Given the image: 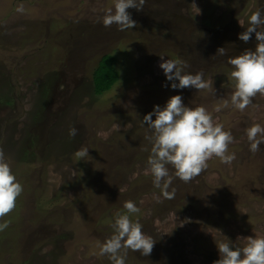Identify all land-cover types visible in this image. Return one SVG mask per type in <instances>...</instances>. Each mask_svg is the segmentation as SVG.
Returning <instances> with one entry per match:
<instances>
[{"label": "rangeland", "instance_id": "1", "mask_svg": "<svg viewBox=\"0 0 264 264\" xmlns=\"http://www.w3.org/2000/svg\"><path fill=\"white\" fill-rule=\"evenodd\" d=\"M114 2L0 0V149L23 187L0 218L8 223L0 264H112L99 246L127 201L140 209L130 219L156 242L146 257L129 250L125 264H213L224 237L234 249L264 238V143L253 153L246 135L264 127V95L233 107L227 64L255 49V34L247 43L238 36L264 0H145L142 11L127 10L136 27L124 31L102 23ZM104 55L115 58L118 78L95 95ZM167 59L184 62V73L202 71L214 93L171 89L159 68ZM174 95L231 133L235 159L213 157L187 183L173 178L167 199L146 172L151 133L141 120ZM82 148L88 156L77 157Z\"/></svg>", "mask_w": 264, "mask_h": 264}, {"label": "clouds", "instance_id": "2", "mask_svg": "<svg viewBox=\"0 0 264 264\" xmlns=\"http://www.w3.org/2000/svg\"><path fill=\"white\" fill-rule=\"evenodd\" d=\"M144 4L145 0H115L114 8L107 10L102 23L105 27L115 24L121 31L135 28L136 22L127 10L142 11ZM192 6L196 15L200 14V10ZM18 10H22V6ZM248 23L249 27L239 34L238 39L247 43L255 34V49H245L239 56L227 59V64L233 69L230 77L234 82L230 103L240 111L248 107L257 94L264 95V30H258L264 26V12L259 9L253 12ZM217 54L225 55V48L217 49ZM184 67L187 65L180 60L167 59L159 64L166 80L172 82L171 89H195L197 92L210 89L214 93L212 84L204 80L202 71L184 73ZM228 106L229 100H224L223 107ZM141 123L147 125L151 133L146 136L151 144L146 172L152 175L153 185L161 188L167 199L175 197V190L168 191L173 178L187 183L199 176L207 168V161L213 157L224 164H230L235 159L234 154H228V145L234 139L231 133L224 131L222 124L214 123L205 107L185 106L181 95L171 96L162 108L154 106L151 112L144 115ZM76 134V128L69 129L70 137ZM246 135L250 151L258 152L264 143V127L255 124L246 130ZM75 155L83 158L88 156V150L82 148ZM169 165L174 171L170 172ZM22 191V185L17 182L0 149V218L14 210ZM123 208L126 212L118 214L111 225L113 234L99 246V254L107 255L112 264H125L129 250L149 256L156 242L143 233L138 221L130 219V214L140 211L134 202H125ZM7 227V222L0 224V231ZM243 240H246V245L234 249L232 242L224 237L216 244L219 259L213 264H264V238L247 237Z\"/></svg>", "mask_w": 264, "mask_h": 264}, {"label": "trees", "instance_id": "3", "mask_svg": "<svg viewBox=\"0 0 264 264\" xmlns=\"http://www.w3.org/2000/svg\"><path fill=\"white\" fill-rule=\"evenodd\" d=\"M115 58L111 55L101 56L92 74L93 93L101 95L109 91L118 78L115 70Z\"/></svg>", "mask_w": 264, "mask_h": 264}]
</instances>
